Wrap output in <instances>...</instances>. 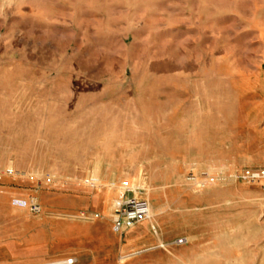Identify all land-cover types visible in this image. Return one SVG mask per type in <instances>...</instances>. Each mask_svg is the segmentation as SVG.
I'll use <instances>...</instances> for the list:
<instances>
[{"label": "rangeland", "instance_id": "obj_1", "mask_svg": "<svg viewBox=\"0 0 264 264\" xmlns=\"http://www.w3.org/2000/svg\"><path fill=\"white\" fill-rule=\"evenodd\" d=\"M263 54L264 0H0V264H264V103L229 77Z\"/></svg>", "mask_w": 264, "mask_h": 264}, {"label": "built area", "instance_id": "obj_2", "mask_svg": "<svg viewBox=\"0 0 264 264\" xmlns=\"http://www.w3.org/2000/svg\"><path fill=\"white\" fill-rule=\"evenodd\" d=\"M251 178L259 179L264 177V170H259L255 172L248 171ZM97 182L96 179L92 178L88 181L89 184L94 185ZM31 211L34 213L40 212V206L34 204L31 206ZM150 213V204L145 199H139L135 196H126L120 203L119 208L116 210L115 217L113 218L114 230L120 231L123 227L130 226L136 221H141L148 217ZM186 242V239L180 238L175 241L176 245H181Z\"/></svg>", "mask_w": 264, "mask_h": 264}, {"label": "crops", "instance_id": "obj_3", "mask_svg": "<svg viewBox=\"0 0 264 264\" xmlns=\"http://www.w3.org/2000/svg\"><path fill=\"white\" fill-rule=\"evenodd\" d=\"M229 77L234 79L235 90L240 91L243 96L250 95L256 98V104L264 103V54L251 70L231 74ZM10 202L13 205L14 199ZM70 261H66L65 264Z\"/></svg>", "mask_w": 264, "mask_h": 264}, {"label": "bare ground", "instance_id": "obj_4", "mask_svg": "<svg viewBox=\"0 0 264 264\" xmlns=\"http://www.w3.org/2000/svg\"><path fill=\"white\" fill-rule=\"evenodd\" d=\"M71 263V261L70 262H68V264H70Z\"/></svg>", "mask_w": 264, "mask_h": 264}]
</instances>
